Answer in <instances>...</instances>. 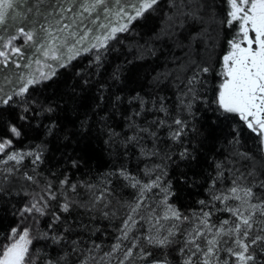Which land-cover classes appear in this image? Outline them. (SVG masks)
<instances>
[{"label": "trees", "instance_id": "16d2710c", "mask_svg": "<svg viewBox=\"0 0 264 264\" xmlns=\"http://www.w3.org/2000/svg\"><path fill=\"white\" fill-rule=\"evenodd\" d=\"M42 3L37 5L43 8L46 4ZM228 10L227 0H160L156 10L133 21L129 31L117 33L99 66L94 63L96 50L93 49L78 56L67 67L59 68L53 79L37 85L29 99L38 103L27 113L28 119H19L23 105L0 109V139L12 140L5 152H42L41 161L36 164L32 162L34 157L26 156L0 192V249L28 199L44 197L48 208L43 216L37 217L30 247L35 264H48L65 254L67 258L62 264H81L89 255L98 260L116 242L127 218V206L138 195V189L119 175L122 168L147 183L149 177L145 169L160 165L151 179L163 173L161 185H170L168 203L182 215L191 220L193 213L211 210L214 224L229 218L226 211H216L224 204L210 202V191L230 187L234 173L246 174L252 168V161L237 153H246L260 161L264 152L260 138L238 117L230 116L225 120L215 113V105L204 102L215 98L222 57L229 50L228 41L238 30V23L228 25ZM182 66L185 71L180 72ZM197 67H208L210 71L200 76L201 83L196 85L200 98L193 102L189 114L182 109L180 98ZM137 94L147 101L142 112L139 102L132 99ZM162 105L168 110L167 116L158 111ZM47 108L53 110L45 111ZM134 112L141 115L133 116ZM177 116L187 124L184 136L173 141L169 133L174 127L170 129L168 125ZM161 119L167 120L163 127L151 123ZM133 122L156 132V138L141 134L138 144L125 147L127 137L137 131L128 127ZM11 123L20 129L19 137L7 132ZM110 133L116 135L110 136ZM141 146L159 155L142 156ZM185 149L188 156L182 158L180 153ZM0 160H6L4 153H0ZM217 164L222 165L223 177L212 188L218 174ZM13 165L14 161H8L0 165V169ZM25 173L34 179L26 180ZM65 178L68 183L61 185ZM258 179L264 180V175H259ZM72 185H76L74 190ZM105 189L104 198L93 207L95 197ZM50 193L55 194V199H49ZM160 199L163 193L154 188L145 202L152 204ZM201 200L206 204L201 205ZM66 202L70 207L64 212L61 205ZM55 216L59 220L53 224ZM49 224H53L52 229ZM180 227L183 232L191 228L192 223L185 221ZM145 229L144 224L139 228L140 232ZM46 232L62 235L63 239L60 243L40 239ZM177 239H182V234ZM93 245L100 248L93 249ZM73 247H77L76 252L72 251ZM178 248L179 245H175L169 250L170 264H181ZM164 254L156 252L157 257ZM220 256L230 264L234 261L225 252ZM255 264H264V251H257Z\"/></svg>", "mask_w": 264, "mask_h": 264}, {"label": "snow or ice", "instance_id": "6c2138e0", "mask_svg": "<svg viewBox=\"0 0 264 264\" xmlns=\"http://www.w3.org/2000/svg\"><path fill=\"white\" fill-rule=\"evenodd\" d=\"M159 3L160 0H58L56 9L47 14L59 17L55 20L56 26L53 27L50 23L40 25V30L45 34L43 39L37 41L35 28L26 30L24 27H18L14 35L0 44V70L7 68L9 63L17 68L28 70L18 73L17 87L11 92L5 94L0 87V109L23 105L19 119H28L27 113L32 110L33 105L38 103L36 100L29 99L37 85L53 79L57 76L59 68L67 67L78 56L89 53L93 49L96 50L94 63L99 66L104 52L108 50L109 42L117 38V33L129 31L133 21L144 17L146 13L155 11ZM227 4L229 6L227 23L229 26L238 23V30L236 35L228 41L229 50L222 57L221 70L218 73L221 79L215 98L204 102L215 105V113L225 120L230 116L238 117L239 121L252 133H256L264 144V0H227ZM17 6L18 0H0V25L6 24L10 15L13 18L21 16L17 12ZM172 6L175 7V3ZM74 7L75 11H73ZM101 9L107 23L101 21L99 14ZM66 13H71L67 23L64 22ZM178 14L194 15V13ZM21 19H26V16H21ZM93 25L95 28L92 27ZM94 31L97 34L93 36ZM60 33L63 35H59ZM89 39L94 42H89ZM0 40H3V37H0ZM85 44L87 46H84ZM26 46H31L34 52L27 57V63L21 64L16 58L20 60L25 58L23 49ZM49 59L55 61V64L48 63ZM33 64L36 65L35 70H32ZM179 71L183 72L185 68L182 66ZM209 71L208 67H197L187 81V89L180 98V104L189 114H191L193 102L200 98L196 88V85L201 83L200 76ZM189 97L191 99L186 103L185 99ZM119 99L117 97V100ZM132 99L139 102L141 112L145 110L147 101L139 94ZM44 110L50 112L53 109ZM158 111L168 115V110L163 105ZM141 112H134L133 116H140ZM151 123L163 127L167 124V120L161 119ZM186 124L185 120L177 116L168 125L170 129L174 127V130L169 133L173 141H179L184 136ZM128 127L130 130L136 128L137 131L135 135L127 137L125 147L128 144H138L141 134L156 138V132H151L148 127H140L134 122ZM49 131L51 132V128ZM7 132L14 137L21 135L20 129L14 123L8 125ZM114 135L116 134L110 133V136ZM11 144V139H0V153L6 155V160H0V165H6L8 161L15 162V165L11 167L0 169V192L4 190L5 184L11 181L17 170L16 166L20 165L26 156L34 157L33 164L41 161L42 158V152L39 150L5 152ZM140 151L142 156L159 155L157 151L148 150L143 146ZM180 155L182 158L187 157V149ZM237 155L245 160H251L252 168L246 174L234 173L230 187L219 192L210 191V202L219 201L224 204L222 209H216V211L229 213V218L221 220L219 224L211 222L213 216L211 210L193 213L190 220V217L182 215L169 204L170 185L163 187L160 183L163 173L151 179V175L161 167L160 165L145 169V175L149 177L147 183H142L138 178L130 176L125 169H120L119 175L130 181L131 187L138 189V195L127 206V218L124 219L119 230L120 235L111 245L110 251L105 252L98 260L92 255L86 256L81 264H89L90 261H95V264H170L169 250L175 245H179L178 254L181 256V264H230L229 260L220 256L221 252L234 258L231 264H255L257 251H264V180L258 179L259 175H264V158L255 161L246 153H237ZM73 166H76L75 162ZM221 168L222 165L217 164L218 174L212 181V188H215L217 180L223 177ZM24 178L29 181L34 179L27 173L24 174ZM60 183L67 184V178ZM72 187L74 190L76 185ZM154 188H159L163 193V199L157 204V208L162 206L163 211L158 214L157 208H153L147 216H142L140 212L147 206L145 204L147 194ZM257 188L259 192L254 190ZM106 191L107 189L95 197L93 207L104 198ZM49 199H55V194L50 193ZM230 201L235 203L230 204ZM199 203L206 204L203 200ZM69 207V203L66 202L61 205V210L67 212ZM212 207L215 208V205L213 204ZM47 208L48 200L41 197L39 201L33 200L21 208L20 215L21 217L25 214L43 216ZM105 215L108 214L105 213ZM137 216L140 217V221H146L149 224L147 232H140L137 228ZM58 220L59 217L55 216L53 224ZM161 221L172 223L170 227H166ZM185 221L191 222L192 227L181 232L180 226ZM53 224H49V229H52ZM181 234L182 239L178 240L177 237ZM39 238L60 243L63 236L49 235L46 232ZM32 243L33 237L29 227H23L22 231L16 227L12 228L10 242L0 250V264H35L30 250ZM73 244L77 245V242ZM99 248L100 245H93V249ZM93 249L89 251L92 252ZM72 251L76 252L77 247H73ZM157 251H163L165 254L157 257ZM66 258L67 254L56 261H48V264H62Z\"/></svg>", "mask_w": 264, "mask_h": 264}, {"label": "rangeland", "instance_id": "374dc122", "mask_svg": "<svg viewBox=\"0 0 264 264\" xmlns=\"http://www.w3.org/2000/svg\"><path fill=\"white\" fill-rule=\"evenodd\" d=\"M38 3L40 5L41 3L42 5L44 4L46 5H44V7L41 8L39 7V5H37ZM57 3H58V0H46L45 3H44V0H18L17 12H19L21 16H26V19H21V16H16V18H13L10 15L7 18L6 24L0 25V37H3V40H0V44H2L3 41L6 40L9 36L14 35L18 27H24L26 30L35 28L37 32V41H39L40 39H43L45 34L40 30V25L50 23L53 27L56 26L55 20L58 19L59 17L58 16H48L47 14L50 12H53L56 9ZM65 7H67L66 4H65ZM73 11H75V7L73 8ZM99 14L101 16V21L104 23H107V20L104 19L102 9L100 10ZM70 16H71V13L65 14V17H66L64 21L65 23L69 22L68 17ZM86 23H90V22L86 21ZM92 27L95 28L94 25ZM96 34L97 33L95 31L92 33L93 36ZM59 35H63V33H60ZM89 42H94V41L89 39ZM84 46H87V44H85ZM23 51L25 54V58L23 60L16 58L18 62L21 64L28 62L27 57L32 55V53L34 52V49L31 46H26L23 49ZM48 63L55 64V61L49 59ZM35 69H36V65L33 64L32 70H35ZM26 71L28 70L24 68H17L12 63H9L7 68H3L2 70H0V87L4 89L5 94L11 92L13 88L17 87L18 73L26 72ZM33 200L39 201V199L30 197L28 201L25 203V205L30 203ZM158 201L159 200H156L152 204L145 202L147 206L141 210L140 215L147 216L148 213L151 211V209L157 208ZM162 211H163L162 206L160 208H157L158 214H161ZM38 216L40 215L39 214H35V215L25 214L24 217H21V215L19 214V220L14 227L18 228L19 231H22L23 227H29L31 229V236L33 237V231L37 227V217ZM136 218L138 221L137 228L138 229L142 228V225L144 224L146 229L143 232H147L149 230V224L146 221H140L139 216H137ZM161 223H164L166 227H170L172 222L171 221H161ZM10 233H9L7 242L2 246L0 250H2L3 247L10 242ZM31 254H32L33 260H35V257L33 256L32 252Z\"/></svg>", "mask_w": 264, "mask_h": 264}, {"label": "flooded vegetation", "instance_id": "af4514ba", "mask_svg": "<svg viewBox=\"0 0 264 264\" xmlns=\"http://www.w3.org/2000/svg\"><path fill=\"white\" fill-rule=\"evenodd\" d=\"M246 126V125H245ZM248 129V128H247ZM249 130V129H248ZM251 131V130H250ZM255 135H257L256 133H254ZM258 136V135H257ZM259 137V136H258ZM260 138V137H259ZM261 142V141H260ZM261 146H262V149H263V152H264V144L261 143Z\"/></svg>", "mask_w": 264, "mask_h": 264}, {"label": "water", "instance_id": "95a60500", "mask_svg": "<svg viewBox=\"0 0 264 264\" xmlns=\"http://www.w3.org/2000/svg\"><path fill=\"white\" fill-rule=\"evenodd\" d=\"M247 127V126H246Z\"/></svg>", "mask_w": 264, "mask_h": 264}]
</instances>
